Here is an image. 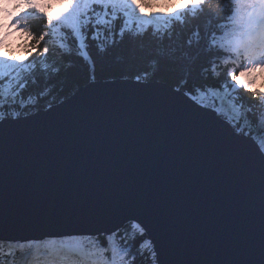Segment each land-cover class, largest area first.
<instances>
[{"label":"snow or ice","instance_id":"6c2138e0","mask_svg":"<svg viewBox=\"0 0 264 264\" xmlns=\"http://www.w3.org/2000/svg\"><path fill=\"white\" fill-rule=\"evenodd\" d=\"M210 4L216 7H206ZM200 17L208 29L201 36L197 27L186 43L203 41L209 57L205 79L218 83L194 86L183 95L236 136L255 140L251 116L259 113L256 123L264 124V0H180L179 8L175 0H0V217L11 222L20 208L42 201L97 196L135 202L165 222L166 246L177 257L208 252L227 257L174 264H264V150L255 168L259 207L253 250L250 165L203 122L157 102L119 101L75 117L89 135L70 142L63 121L26 126L15 107H26L24 93L41 77L46 87L29 95V102L51 93L50 81L61 70L49 63L57 46L60 54L74 53L94 70L90 41L104 52L126 36L150 34L163 49L177 25ZM35 22L42 25L38 31ZM186 84L182 80L175 91ZM145 235L142 223L132 220L129 228L110 233L8 242L7 249L0 242V264H136L137 254L161 264Z\"/></svg>","mask_w":264,"mask_h":264},{"label":"water","instance_id":"95a60500","mask_svg":"<svg viewBox=\"0 0 264 264\" xmlns=\"http://www.w3.org/2000/svg\"><path fill=\"white\" fill-rule=\"evenodd\" d=\"M117 78L90 81L78 87L71 95L42 109L21 115L26 126L55 124L63 121L65 140L83 142L88 138V128L81 127L75 117L93 112L104 105L119 101H152L162 109H175L203 122L223 139L227 140L250 165L248 218L253 250L258 240L259 207L255 168L261 148L250 137L236 136L235 132L214 113L204 114L175 88L159 81H143ZM137 220L146 229L147 239H151L158 251L161 264H174L178 259L225 260L224 255L188 254L179 257L166 246L168 234L166 225L152 210L139 203L89 196L57 201H42L31 207L20 208L11 222L0 217V239L3 242L43 241L50 237H64L72 234H102L120 229L123 225Z\"/></svg>","mask_w":264,"mask_h":264},{"label":"trees","instance_id":"16d2710c","mask_svg":"<svg viewBox=\"0 0 264 264\" xmlns=\"http://www.w3.org/2000/svg\"><path fill=\"white\" fill-rule=\"evenodd\" d=\"M206 7H216L215 4L206 5ZM223 15V14H221ZM42 25L39 22L32 24L33 31H38ZM197 27H199L201 36L208 29V23L205 17L196 20H190L186 25L176 26V35L172 41H165L167 47L163 49L157 48V42L153 40L150 34L145 35L142 39H133L125 37L124 40L116 45H106V51L100 52L96 47L95 41L89 42V54L95 65L94 70L87 61L81 57L72 55H62L57 46V54L50 57L49 63L56 62L61 69L58 75H55L50 83L53 85L51 93L44 95L39 100L29 102V95L37 96L41 90L46 87L44 78H40L36 85L24 93V100H27L26 107L19 109L17 104L15 107L21 112V115L27 114L38 109L45 108L50 104H55L62 99L71 95L78 87L93 81H103L117 78L135 79L141 77L143 81H159L166 83L174 88L180 85L182 80H187V84L181 87V90H190L194 86L203 84H216V80L205 79L206 73L203 68L208 64L209 57L203 48V41L200 45L195 43L189 47L186 41ZM195 41V36H192ZM103 43V41H101ZM147 73L148 79H144ZM39 75V74H38ZM1 83L3 81H0ZM245 99L251 100L246 93H242ZM255 104V101H251ZM35 104V108H33ZM259 113L251 116L252 124L257 125V129L264 133V124H257L256 118ZM255 135L256 131H252ZM130 227V223L123 225L120 229ZM147 239V237L145 236ZM103 239V236H101ZM139 237L133 242V252H136ZM14 245V244H13ZM8 242H4V248H8ZM150 247L145 250V255L150 252ZM19 256L20 253L17 252ZM136 264H150L145 258L137 254Z\"/></svg>","mask_w":264,"mask_h":264},{"label":"rangeland","instance_id":"374dc122","mask_svg":"<svg viewBox=\"0 0 264 264\" xmlns=\"http://www.w3.org/2000/svg\"><path fill=\"white\" fill-rule=\"evenodd\" d=\"M175 2H176V7L179 8L180 0H175ZM167 11H171V9H167ZM19 35H20L19 33L15 34V36H19ZM15 36L12 37V39H15ZM18 42L19 41H17V43ZM13 47H15V45H13ZM21 56H22V53H21ZM24 101H25V105H26L28 101L27 100H24ZM256 129H257V125L253 124L252 131H255ZM245 130L247 131L248 129L246 128ZM255 137L257 139V143H258L259 147L261 148V150H264V133L259 131V130H256ZM0 242H3V240L0 239ZM13 244H14L13 246H15V243H13Z\"/></svg>","mask_w":264,"mask_h":264},{"label":"bare ground","instance_id":"6f19581e","mask_svg":"<svg viewBox=\"0 0 264 264\" xmlns=\"http://www.w3.org/2000/svg\"><path fill=\"white\" fill-rule=\"evenodd\" d=\"M256 131V130H255ZM255 141L257 142V139L255 138Z\"/></svg>","mask_w":264,"mask_h":264}]
</instances>
